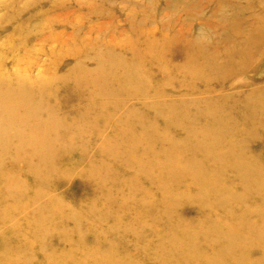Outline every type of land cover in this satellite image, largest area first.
I'll return each instance as SVG.
<instances>
[{
	"label": "rangeland",
	"instance_id": "1",
	"mask_svg": "<svg viewBox=\"0 0 264 264\" xmlns=\"http://www.w3.org/2000/svg\"><path fill=\"white\" fill-rule=\"evenodd\" d=\"M241 22L240 30H233ZM171 40L174 47L165 49V58L172 65L184 61L178 53L184 43L203 53L191 71L201 74L208 57L223 65V76L214 75L218 82L214 76L207 79L211 90L204 85L180 88L178 82L187 78L171 70L166 85L155 60L159 44L167 41L168 46ZM112 70L116 78L122 74L120 82L122 77L129 81L120 83L121 88L113 83L115 77L110 84H99L102 74ZM13 72L50 83L42 90H0V101L12 104L26 96L34 101L44 94L45 109L55 108L57 118L67 113V125L73 124L71 116H78L88 128H81L83 136L74 128L66 133L71 140L63 153L76 162L69 165L57 150L45 162L25 156L41 145H61V128L44 131L33 144L30 134L15 136L14 128L13 135L0 140L12 147L0 150V264H264L262 240V247L251 246L238 235L254 239L255 225L247 232L248 224L239 225L220 211L241 189L216 196L218 203L206 186L208 174L206 179L195 174L201 169L193 161L218 162L220 156L230 166L241 164L244 174L255 167L242 180L248 188L264 180V112L259 105L264 93V0H0L1 88ZM109 88L117 97L91 98ZM11 93L17 97L12 99ZM67 94L73 97L67 99ZM217 96L224 97L223 105ZM250 122L261 132L235 135L249 131ZM95 136L106 143L98 148L95 143L87 152L89 160L79 158L83 141L91 146ZM222 141L228 143L226 150H216ZM110 145L116 148H106ZM17 148L22 156L15 155ZM200 150L213 156L202 157ZM223 184L230 188L228 181ZM243 196L229 209L233 215L244 210L257 224L264 208L248 209L249 199ZM215 223L226 226L223 232L207 234ZM230 226L236 238L220 239ZM217 240L219 246L214 245ZM227 249L240 255L238 261Z\"/></svg>",
	"mask_w": 264,
	"mask_h": 264
},
{
	"label": "bare ground",
	"instance_id": "2",
	"mask_svg": "<svg viewBox=\"0 0 264 264\" xmlns=\"http://www.w3.org/2000/svg\"><path fill=\"white\" fill-rule=\"evenodd\" d=\"M242 24L243 23L241 22L240 25L234 26L233 30L239 31L240 28L242 27ZM237 34H239V32ZM174 43L175 42L173 40L170 41V44L168 46H165V44H167V41L160 43L158 46V56L155 60L157 62V64L155 63L157 71L158 72L162 71V70L164 71V74L163 73H161V74L165 78L166 85L168 84L167 83L168 79H169V81L172 80L171 77L168 76L169 75L168 71L171 70L177 74H180L182 77L185 76L187 78V81H179L178 87L185 88V90H191V89L197 88L199 85H204L205 90H211L210 81H207V79L214 76V75H217V74H220L223 76V74L225 72V68L223 67V65L219 66L213 57H211V60H210V57H208L207 61H205V68L201 74H199L198 71L197 72L191 71L192 68H195L193 66L199 62L198 58L201 59V57H203V53H202L200 48L198 49L197 46H195L194 44L190 45L189 43L183 44V47H184L183 51L180 48L178 49V53L182 56V58H184V61H182L181 64L172 65L170 59L165 58V52H167V50H165V49L167 47H170V46L174 47L173 46ZM172 51H174V50H172ZM160 54H164V57L160 56ZM232 54L233 55L237 54V51L233 52ZM225 66H226V64H225ZM231 70L233 71L235 69L231 67ZM127 72L129 73L130 71L127 69ZM115 73H116V71H114V70H112L110 72L109 71L104 72V74H102L103 76L101 77V79L99 81V84L104 82V80L107 82V84H110V81L115 77V75H114ZM11 75H12V77L9 80L12 81V83H10L9 80H8V82L5 81L6 86L3 88L0 87V90H42L44 86H46V85H48V83H50V82H46V79H42V77L41 78L37 77L36 78L37 80L30 81L29 79H27L28 76L26 73L13 72ZM121 75H120V77H121ZM120 77H117V78L115 77V81L113 80V83L119 82V85H120V83H127L129 81V80L122 77V81L120 82ZM106 78H108V79H106ZM213 78L217 79V82H218L217 77L214 76ZM40 79H42V80H40ZM24 80L27 82L26 85L23 84ZM223 80L224 81H222L221 83H218V87L220 89L225 85V78H223ZM88 85H89V83H88ZM122 86L123 85L121 84L120 88ZM129 87L135 88V85H129ZM159 87L160 86L157 85L155 90H159ZM144 90H148L147 87H144ZM172 90H173V88H172ZM178 91H180V89ZM263 91H264V89H262V92ZM92 93H93V91H92ZM94 95L97 97H100V98L113 99V98L117 97V92H113V90H110V88H109L108 90L96 91L95 94L94 93L92 94L91 98L95 99ZM44 96H45L44 94H41V95L37 96L34 101H28L29 98L26 96L24 98L25 101H20V102H16V103H12V104H6L5 102L0 101V140L3 138L10 137V135H13L11 133V131L14 128V135L15 136H16V134H21V133L22 134L23 133L30 134L29 143L33 144L37 141V138H40V137L46 135L49 130L53 129V127L54 128H61V130L58 132V134H60V136L64 135V138H65L61 145H59L55 149L44 148V146L41 145V146L35 148L34 150H32V152H26L25 156L34 155L35 157L39 158L41 160V162H45L44 160H48V153H50L52 150H57L58 154H60V157L65 158V161L68 162V165L71 164V162L76 163L75 160L70 161L68 159L67 155H66L67 156V158H66L64 155L65 153H63L64 151H66L67 148H69L70 140H71L70 138L66 137V133L69 132L70 130H72V128H74L78 133L76 135L83 136L84 131H82L81 128L86 130L88 128V125L83 121L78 122V120L80 119L78 116H71L70 119L73 121L72 122L73 124H71V125L65 124L63 121L66 120V116L68 117V114L65 113L63 115H60L61 117L57 118V116H56L57 110L55 108H53L52 110H50V109L48 110L42 106ZM263 96H264V93H262V95L259 97V105H261L263 107V112H264ZM11 97L13 99V98L17 97V94L11 93ZM66 97H67V99H71L73 96L70 94H67ZM223 100H224V97H222V96H217V98H216V101L220 105H223L222 104ZM63 104L64 103H61L59 105H63ZM252 106L254 107L255 105H252ZM232 108H234V106ZM74 110L76 111V109H74ZM256 114H259V116H261L262 111L261 112L256 111ZM86 119H87V117H86V115H84L83 120H86ZM51 121H55V122L52 123ZM30 122H32V123H30ZM250 126H251V129L249 131H246L243 133H237L236 132L235 135L238 137H244V136L249 135L248 132L260 133L262 130V129H260V127L255 128L254 126H252L251 122H250ZM16 128H19V130H15ZM44 131H46V134L43 133ZM55 136H53V137H55ZM78 136H75V137H77L79 139ZM220 136L225 138L221 134H220ZM89 137L92 138V137H94V135L89 134ZM73 138H74V136H73ZM95 138H96V141L91 142L92 143L91 146H89L87 143H84V141H83V144L78 148L80 150L79 158L82 155L81 158L83 160H89V155L87 152L95 145V143H97L96 148H98V146L100 144H103V143L105 144L107 141V140H105V138H103L101 136H95ZM225 139L227 141H230V139H227V138H225ZM1 141H3V140H1ZM227 145H228L227 142L222 141L221 146L216 150H226ZM110 147L116 148L114 145H110L106 148H110ZM5 148H11L12 149L11 146H5L4 144L0 145V150L3 149V151H4ZM22 148H17L15 150L16 156H22V154L24 153ZM107 150L108 149H99L98 152L103 151L104 155H105V152H108ZM200 152H202V154H203L202 157L210 158L213 156L212 154L205 153L201 150H200ZM61 153L63 154V156ZM216 158H217L218 162H216V159H213L211 161H207L206 164L208 167H206V168H205L206 164H204L202 162L201 157L193 158L195 166L201 169V170H194L195 174L205 177L204 179H206V176L208 174V178L211 181L207 180L206 186L209 188V191L216 193V195H213L215 197L219 196V198H221L224 195L229 194V192H231V190L234 188H240L241 189V191H240L241 193H238V195H236V196H232V194H231V196L229 198L230 200L226 203H222V208L220 209V211H222L228 217H231V220H233L235 223L237 221V224H239V225L248 224L247 232L249 231L250 224L255 225V228L253 231H255L257 233V236L254 239H250L248 237L249 240H246L245 239L246 237H244L243 233H241V234L239 233L238 235L244 242L249 241L248 244H250L251 246L258 245V246L262 247L261 240L264 243V214H262L261 216L258 217L257 224H255L252 222V220L250 218L245 216L246 212H244V210L239 212L238 213L239 215H233L231 212V209H229V207L231 208L230 205L234 206L232 204V203H234V200L238 199L240 201L242 199V196H243L242 194L244 193L246 195V197H244V196L243 197L245 199L247 198V200L249 199L248 201L250 202L249 204H247V205H249L248 209H256L259 207L264 208V192L259 193V191L264 190V180H262V182L257 181L256 184H252L248 188L247 185L242 184V180L248 179L250 176H252L253 172H252V170H250V168H255V167H249L248 166L249 168L245 169L247 171V173L244 174L241 171L242 170L241 164H235V165L233 164L232 166H230L227 163H223L222 157L217 156ZM21 159L22 158H19L18 160H21ZM197 160H199V164H196ZM249 162H250V164H252V161H249ZM211 164H213V165H211ZM182 166L187 167V164H183ZM259 166L260 165H257V167H259ZM168 171L170 173H172L175 170L172 167H168ZM35 179L38 181H42L41 177H37ZM100 180H102V179H99V181ZM225 181L229 182L230 188L223 184V182H225ZM219 184H221L222 186H218ZM255 190H258V192L256 193ZM218 193H220V194H218ZM216 199H218V198L216 197ZM218 203H221L219 199H218ZM219 207H221V205L217 204L216 208H219ZM215 212L216 211H214L213 213H215ZM230 212L232 215L229 214ZM240 215H243L245 217V223L242 222V217ZM205 217H207V215ZM231 223H233V222H231ZM180 226L181 225H179V227ZM182 227L184 228L186 226L182 225ZM223 227L224 228L226 227L223 223L222 224L215 223L212 225L211 228L206 229V232L209 235L217 234V233L223 232V229H224ZM230 231L232 234H230ZM230 231H229V233H225V236H223L221 233L219 235V238L220 239H228V240H230L232 238H236V235H234V234H236L234 227L230 226ZM183 234H185V237L187 239L190 238L189 234L187 233V230H183ZM195 234H196V232H195ZM230 235H232V236H230ZM192 237H194V236H192ZM213 242H215V241H213ZM220 243L221 242H219L217 240L214 245L219 246ZM187 244H189L191 249L194 248L192 246L193 243H191L190 241H187ZM253 251L257 252V249H253ZM228 252H231V251L228 250ZM262 252H264L263 248H262ZM231 253H232L231 256L232 257L234 256L235 260H237L236 256H240L237 253H234V252H231ZM217 256H218L217 253H215L214 254V263H216V261H217V263L219 261H221L220 257L218 258ZM231 260H233V258H231L230 261ZM110 262H112V261H110Z\"/></svg>",
	"mask_w": 264,
	"mask_h": 264
}]
</instances>
